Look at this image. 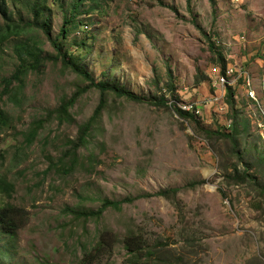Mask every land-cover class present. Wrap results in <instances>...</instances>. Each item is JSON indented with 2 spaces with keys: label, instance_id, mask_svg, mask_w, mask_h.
Instances as JSON below:
<instances>
[{
  "label": "rangeland",
  "instance_id": "obj_1",
  "mask_svg": "<svg viewBox=\"0 0 264 264\" xmlns=\"http://www.w3.org/2000/svg\"><path fill=\"white\" fill-rule=\"evenodd\" d=\"M0 2V27L14 24L0 42V92L1 80L18 66L15 44L34 47L46 58L17 91L0 95L8 119L0 126V173L14 186L10 198H0L26 216L15 237L0 234V262L84 264V248L92 250L100 241L111 248L90 264H128L124 240L131 231L142 238V264H264V204L256 207L250 184L225 178L248 165L264 184V0L84 1L77 16L81 27L60 40L61 48L84 39L76 64L95 82L146 98L164 95L167 103H135L106 93L74 167L64 158L66 140H75L93 115L100 91L89 88L77 98L71 122L52 119L30 143L23 136L31 122L87 86L60 60H51L55 51L44 33L54 39L71 0H46L32 27L23 23L33 20L35 0ZM209 34L236 80L232 72L219 80L222 64L209 47ZM245 70L258 101L247 96ZM227 85L235 89L240 159L228 139L208 138L199 129L230 131ZM184 103L197 104L196 121L175 111ZM169 188L179 191L170 198L135 199L99 218L62 213L66 207L95 211L104 199Z\"/></svg>",
  "mask_w": 264,
  "mask_h": 264
},
{
  "label": "trees",
  "instance_id": "obj_2",
  "mask_svg": "<svg viewBox=\"0 0 264 264\" xmlns=\"http://www.w3.org/2000/svg\"><path fill=\"white\" fill-rule=\"evenodd\" d=\"M45 1L46 0H35L34 5L31 7V11L32 13H34L33 20L31 22L23 23V25H25L26 27H32L36 25L38 13H39L38 8L41 5H44ZM84 1L86 0H71L70 5L63 10L61 26L59 27V32L54 37V39H51L48 31L43 27L42 28L44 29V33L46 34L47 38L49 39L55 51V55L51 60L52 61L60 60L63 68L69 69L73 73L78 75L85 82H87V86L75 91L72 95H70V97L61 99L59 105L56 108L52 110H48L42 117H39L38 119L31 122L30 128L23 133L24 141H26V143H30L38 135V131L42 129L45 126V124L51 121L52 119H55L58 124L71 122L72 119L69 114L70 108L76 103L77 98L80 97L81 94L84 93L89 88H94L100 91L101 93L100 101L97 107L95 108L93 115L86 123H84L79 127V134L75 140H69V139L66 140L67 145H69L70 147L67 150V152L64 154V158H68V159L70 158L69 161L72 167H74L78 162V151L80 150L81 147H83L86 144L87 137L90 134L93 121L102 113V110L106 105V100H105L106 93L108 92L113 93L117 97H121V98L123 97L135 103L146 102L150 104L153 103V104H162V105L167 103L164 95L160 96L159 98H153V97L146 98L143 96H138L136 94H133L124 87L118 86L116 84L111 85L105 82H95L87 71H85L83 68L79 67L76 64L77 62L75 58L76 56L75 51L78 47H82L85 44L84 39L79 41H75L73 39L69 45H66V47L61 48L63 43L60 42V40L67 39L71 35V33H73L76 29L81 27L80 26L81 21L77 19V16L80 15L79 6ZM60 7L63 8L62 5H60ZM12 25L14 26V24L5 23L3 27H0V42L1 39H4L6 36H8L12 28ZM207 38L209 40L210 49L216 54L217 62L222 64V69L220 70V72L222 74H225L227 68L223 53L220 50L219 45L213 39L212 34L207 35ZM14 53L18 61V66L12 72L11 75L1 80V84L3 88L0 92V95L9 94L14 89H16L17 91V89L22 85L23 78L26 76V74L30 70H38L42 65L44 59L46 60V58L40 57L39 52L36 51L34 47L27 46L25 43L15 44ZM13 83H16V86ZM225 90L227 92L226 101L230 105V109L232 111V116H233V118L231 117L232 123H231L230 131H223L222 129L219 128L218 129H212L209 127L202 128L201 126H199V129L202 130V132H204L208 138L213 137V138L228 139L231 145V151L235 155H237V157L240 159L241 156H240V152L237 150L238 142L236 138L238 121L236 118V114L234 113L236 110V100L234 96L235 89L227 85L225 86ZM12 95H15L14 92L12 93ZM174 109L181 117H184L186 119H191L192 121H196L193 112L182 110L179 106L174 107ZM7 123H8V119L6 115L2 110H0V126H5ZM261 159L264 160V156H261ZM55 166L56 164L50 165V167H55ZM62 171H64L65 173L67 172L66 169H63ZM225 178L227 180H231L236 184L241 182L250 184L251 187L254 188L256 192V199L254 200V202H256L257 204L256 207L262 206L264 204V184L260 183V181L252 173L248 165H244L243 168L239 170L235 169L233 173L225 175ZM201 182H204V180L191 183L189 187L193 188L195 187L196 184H199ZM13 191H14L13 184L10 181H8L3 174L0 173V197L10 198ZM178 191H179L178 188H172V189L169 188V189L160 190L155 194H146V195L138 196L137 198L127 197L117 201L104 199L102 200V205L95 211L84 212L66 207L62 210V213L64 215H71L76 218H85V219L99 218L103 215V213L107 209H112L117 211L121 210L125 204L132 203L135 199L148 198L153 196L170 198L171 196L175 195ZM25 217H26L25 212H23L22 209L15 207L9 203H5L4 201L2 202L0 198V234L8 237L9 239L15 237L17 230L24 223H26L24 219ZM124 243L129 255H131L128 260V264H142V262H139L141 261V259L139 258V252L143 250L142 238L138 235L132 234V232L130 231V233H127ZM107 245L108 246H106L103 242L99 241L96 244V246L92 248V250L91 249L86 250L84 248L82 262L84 264H90L94 258L103 255L107 251V249L110 250L111 245L109 243ZM6 249L8 251L9 246H7ZM2 254H4V252L0 251V256H2ZM0 264L3 263L0 262Z\"/></svg>",
  "mask_w": 264,
  "mask_h": 264
},
{
  "label": "built area",
  "instance_id": "obj_3",
  "mask_svg": "<svg viewBox=\"0 0 264 264\" xmlns=\"http://www.w3.org/2000/svg\"><path fill=\"white\" fill-rule=\"evenodd\" d=\"M217 68H215L216 70ZM231 72L232 74L234 75V78L236 80V76L234 74V70L231 71V69H227L225 74H220V73H217L218 74V77H219V80L220 81H224L225 78H227L229 75H231ZM245 73V74H244ZM243 84L245 85L246 87V92H247V96L250 98V99H253L255 101H258V96H257V93L255 91V88H254V84L252 82V75L247 72V71H243L241 73V75H243ZM261 93H262V97H264V81L262 82L261 84ZM197 104H194V103H184L183 105H178L182 110H185V111H191L193 112L194 114H197L198 112H200V109L199 107L196 106Z\"/></svg>",
  "mask_w": 264,
  "mask_h": 264
},
{
  "label": "clouds",
  "instance_id": "obj_4",
  "mask_svg": "<svg viewBox=\"0 0 264 264\" xmlns=\"http://www.w3.org/2000/svg\"><path fill=\"white\" fill-rule=\"evenodd\" d=\"M245 71H248V70H245ZM242 83H243V80H242ZM245 86V85H244ZM247 90V89H246ZM247 93V92H246Z\"/></svg>",
  "mask_w": 264,
  "mask_h": 264
}]
</instances>
